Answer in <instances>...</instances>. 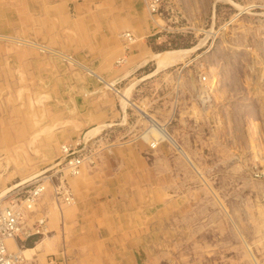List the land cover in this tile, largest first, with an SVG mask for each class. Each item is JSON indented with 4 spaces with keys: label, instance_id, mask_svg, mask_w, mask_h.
Returning <instances> with one entry per match:
<instances>
[{
    "label": "rangeland",
    "instance_id": "rangeland-1",
    "mask_svg": "<svg viewBox=\"0 0 264 264\" xmlns=\"http://www.w3.org/2000/svg\"><path fill=\"white\" fill-rule=\"evenodd\" d=\"M34 1L0 0V178L9 185L21 173L15 166L53 165L61 142L81 138L86 155L83 179L65 176L73 203H57L74 207L69 217L54 228L51 198L45 203L44 191L38 202L47 207L44 235L55 243L45 253L60 264H118L133 237L138 261L146 263L264 264V177L251 173L264 168V0H162L156 13L142 0H94V11L82 15L81 26L74 22L72 32ZM135 9L161 23L145 28L142 40L135 22L127 21ZM65 11L69 20L76 17L71 3ZM109 25L117 31L111 34ZM124 28L133 32L131 47L143 41L154 53L167 51L156 72L150 74L156 63L149 53L115 84L121 92L137 81L122 108L114 90L110 100L93 92L101 84L82 65L93 69L108 52L112 61ZM29 42L71 54L75 63ZM143 113L162 124L175 145L146 140L155 125ZM101 120L97 124L105 125L84 137L86 127ZM36 129L30 147L26 138ZM61 166L10 193L18 196L41 175L55 180ZM45 190L52 197L49 185ZM44 235L30 237L36 242Z\"/></svg>",
    "mask_w": 264,
    "mask_h": 264
},
{
    "label": "crops",
    "instance_id": "crops-1",
    "mask_svg": "<svg viewBox=\"0 0 264 264\" xmlns=\"http://www.w3.org/2000/svg\"><path fill=\"white\" fill-rule=\"evenodd\" d=\"M2 1H4V0H2ZM12 1L14 2V4L18 3L17 2L18 0H12ZM93 1L94 0H81V1H78V0H38V2L34 1L35 3H32L31 5L33 7H36L38 9H40L41 11H43L45 13H48V14L52 15L54 18H56V20H58V23L60 24V26H62V30L64 32H72L73 28H72L71 25H73L75 23H76L75 25H77L78 22L80 23V20H82V15L83 16L85 14L86 15L87 14L91 15L92 11H94L93 6L91 5V3ZM142 1H143V5L145 6L146 5L145 1L144 0H142ZM65 3L66 4L67 3H71L73 5V7H74V10L76 12V17L73 20H69L67 14H66V11H65L66 4ZM132 3H133V6L137 5L135 3V1H132ZM134 11H135L134 13L133 12L131 13V10H129L126 13L128 15L127 17H129L127 19H130V20H127V21L130 22V23L135 22L134 27L138 26L137 30L139 31V32L137 31L136 34L142 40V36L140 34H141V32H143L145 30V28H148L149 26L150 27L151 26H159L161 23H160V21H158L156 19H153L152 22H149V20L145 19L146 17L140 16L141 14H138L139 10L137 11L135 9ZM89 18H90V16L88 17V19ZM122 22H124V21H122ZM81 25H82V23H80V26ZM117 28H118V25H109L108 30L112 34L115 31H117ZM122 30H129L130 32H132L130 29H127V28L121 29L118 32L119 43H120L119 52L114 55L112 61H110L111 52L106 51L108 53L102 56V59H103L102 60V64H98L93 69L89 68L88 66H85V65H82V64L81 65L86 67V72L88 74H90L94 78V80L97 81V84H101V85H97V88L93 92L98 91L100 93L99 95L101 97L108 98V100H110V94H111L110 91L114 90L116 93L120 94L119 97H120V100H121V106H122V108H124L125 106H124L122 98L126 96L125 94H127L126 98L130 100V94H131L132 88H133L134 84L137 81H133V82L129 83V85L125 89H123L121 92L117 89V86L115 84L117 82H119L121 79H123L124 77L130 75L131 72H133L139 65H141L146 60H148L149 53L152 54L151 57H153L155 59V63H156V68L150 74L156 72L157 71V65H158V62H157L158 57L161 56L162 53L167 51V50H163V51L154 53L149 47H146V45H144L143 41H140V43L138 45H133L132 47L130 45L129 50L126 52V55H125V57L128 56L126 62L122 63L123 62L122 61V62H120L118 64H115L114 63L115 57L120 55L121 52H122V50H121L122 39H121V36H120V32ZM6 39L24 43V40L15 38L13 36H8V37H6ZM134 41H135V38H134ZM29 43L31 45H36L40 49L47 50V51L51 52L52 54H55L57 56V58L65 59V60H67L68 62H70L72 64L75 63L74 62L75 59H73L72 58L73 56L71 54H69V53L68 54L71 55V56L65 54L62 51H59V50H56V49H53V48L50 49V48H48L47 46H44V45H37L34 42H29ZM131 50H133V52L128 54L129 51H131ZM111 62H112V64H111ZM78 63L80 64L79 61H78ZM113 64L115 66H117V67H114ZM110 85H111V87H110ZM105 88H107V90ZM154 120L156 121V123H157V125L159 127H164L155 118H154ZM98 122H105V121H102V120L101 121H96V123L92 124L91 126H87L86 127L87 130H85V132H84V137L89 132L90 129H91L90 131H92L94 129L96 130L98 128L100 129L102 126L105 125V124H97ZM47 127L50 128L51 126H47ZM157 128L158 127H154L153 130H149L143 135V137L146 140H148L151 144L156 142L157 139L166 138V137H163L164 135L160 132L161 130H159V128L158 129ZM71 130H73V131L75 130L74 133L76 134V129L75 128L72 127ZM34 131H35V133L32 134V132H31L30 135L28 136V138H26V143L29 141L28 144H29L30 147L32 146L33 142L36 141V138L38 137L40 130L36 129ZM51 145L52 144H50V142H49V145H47L46 147L49 146V148H50ZM179 149H181V148H179ZM184 155L186 156L187 160H189L191 162L189 157H187L186 154H184ZM57 162H55L53 165H49L47 167H44L42 169L40 168V169L35 170V171H34V169H30V168H32L30 165L34 166V164H32V163L31 164L27 163L26 167H28V168L25 167V169H23L21 171L18 169L17 166H15L14 167L15 168L14 171L17 174H18V172H21V173L18 174L19 178L17 180L13 181V182H10L9 185H8V184H3L4 178H3V175H2L1 178H0V194L3 193L4 191L10 189L11 187H15L16 185L24 182L25 180H27V179L35 176V175L42 174L45 170H47L48 168L54 166ZM152 171H150V172L154 174L155 170H152ZM197 173L199 174L200 171H198ZM84 174H85V165L82 167L80 174L77 175V176H73L70 179V182H75L78 179H83ZM9 175L13 176L11 173ZM199 175L201 176V174H199ZM10 176H8V177L10 178ZM41 176H42V178H45L44 176H46V175H41ZM65 176H70V175L64 174V177ZM106 176H112V175L109 173ZM42 180H43V183L45 185V189H46V186L49 185L50 186V190L52 191V187H51V183L52 182H51V180H49V179H42ZM147 182L151 183L149 181H147ZM68 186H69V184H68ZM69 188H70V186H69ZM45 189H44V191H45L44 192V195H45L44 199L47 200L45 203H48V198L49 199L51 198V202L53 203V205L49 204V205L52 206V207H49V211H48L49 212V222H50V225H53L54 228H57V226H58L57 223L59 221H62L63 217H67V216L69 217V215L72 213V210H73L74 207L65 208L64 210L61 209L57 205L58 202L55 201L54 199H52V197H49V195H47ZM39 201H40V199H39ZM73 201L74 200H72L71 203H73ZM38 202H37V206L39 207L40 204ZM38 207H37V209H39ZM41 209H43L45 211V213H46L47 207L45 208V206L42 205ZM132 238H128L127 239V242H130L127 245L124 243L125 252L118 259L117 263L118 264H147V263L148 264H152L153 263L152 260L147 262V263L143 262V259H140V261H138V258H139L138 246H137V244L134 245V243H133L134 240ZM135 239H137V238H135ZM32 240L33 239L31 237L22 238L20 240L17 239V238H14V239H10L8 241V243H9L8 245H9V248H11L13 250H16V251L18 250L24 256V258L26 259V262L28 264H60V261H59L60 259L58 260L56 258V256H55V254H53L52 256L50 255V252L55 250V243H53L54 241L49 236L44 235L36 242H34L35 240H33V241ZM20 242L22 243L23 246H25V244L27 242H34L35 244H34V246H31V247L21 248V247L18 246V244ZM26 246H29V245L26 244ZM46 251H50V252L45 253ZM56 251H57V249H56ZM57 253H59V252H57ZM50 257H52L54 259L53 263L47 262L48 258H50Z\"/></svg>",
    "mask_w": 264,
    "mask_h": 264
},
{
    "label": "built area",
    "instance_id": "built-area-1",
    "mask_svg": "<svg viewBox=\"0 0 264 264\" xmlns=\"http://www.w3.org/2000/svg\"><path fill=\"white\" fill-rule=\"evenodd\" d=\"M144 1L150 12H159L162 0ZM120 36L122 39V52L115 57V64L124 61L126 52L134 40V36L129 30H122ZM204 77L205 75L203 74L200 76V79L204 80ZM84 155V142L81 138L70 142H61L57 157L58 163L62 165V174L54 176L55 180L50 175L44 176L45 178L37 177L30 180L27 183V187L18 196L14 193L11 194L10 190L3 196H0V264H25L26 260L24 256L18 250L17 252L8 247L7 239H14L19 236L27 238L46 232L45 211L41 208L37 209L39 196L45 188L42 179L51 180V195L57 202H71L72 195L64 174H77ZM251 173L255 177H264V168H254L251 170ZM261 202L264 204V196L261 197ZM18 246L22 247L23 245L20 242ZM47 262L53 263L54 259L50 257Z\"/></svg>",
    "mask_w": 264,
    "mask_h": 264
},
{
    "label": "bare ground",
    "instance_id": "bare-ground-1",
    "mask_svg": "<svg viewBox=\"0 0 264 264\" xmlns=\"http://www.w3.org/2000/svg\"><path fill=\"white\" fill-rule=\"evenodd\" d=\"M150 12V11H149ZM133 42H134V40H133ZM132 42V43H133ZM167 57V56H166ZM169 58V57H168ZM163 60V59H162ZM161 60V61H162ZM165 60L166 61H164V63H166L167 62V59L165 58ZM127 61V57H125L124 58V61L123 62H126ZM160 61V62H161ZM122 62V63H123ZM163 63V62H162ZM161 64V63H160ZM204 79H205V77H204ZM201 80V79H200ZM201 81H205V80H201ZM109 84V83H108ZM111 84V83H110ZM209 84V83H208ZM205 86V85H204ZM110 87H111V85H110ZM203 87V86H202ZM204 91V90H203ZM202 92V91H201ZM205 92V91H204ZM198 93H199V91H198ZM207 93V92H206ZM205 93V95H207ZM122 94V93H121ZM123 95V94H122ZM126 96L125 97H123L122 99L125 101V102H128V99L126 98L127 97V94H125ZM204 97V96H203ZM201 99V98H200ZM205 99V98H204ZM204 99H202V100H204ZM209 99H210V97H209ZM205 101V100H204ZM204 101H202V102H204ZM202 104V103H201ZM144 114V117L147 119V121L148 122H150V124L151 125H155V127H158L159 128V130H161L160 132L171 142V143H173L174 145H175V143H174V140L172 139V137L169 135V134H167V132L165 131V129L163 128V127H159L158 125H157V123H156V121L154 120V118L151 116V115H149L148 113H143ZM157 128V129H158ZM89 130V129H88ZM91 130V129H90ZM90 130H89V132H90ZM99 130V129H98ZM98 130H95L94 129V131L93 132H95V131H98ZM93 132H92V135H93ZM87 133V132H86ZM91 133V132H90ZM87 135V134H86ZM86 137V136H85ZM88 137V136H87ZM180 151H181V149H180ZM86 160V155H84V158L82 159V162H81V164H80V168H79V172L77 173V174H75V175H70V176H77V175H79L80 174V172H81V169H82V167L85 165L84 164V161ZM200 174V173H199ZM44 184V183H43ZM17 186V185H16ZM15 186V187H16ZM51 187H52V183H51ZM13 187H11L10 189H12ZM10 189H8V190H10ZM14 189V188H13ZM45 189V188H44ZM70 189V188H69ZM8 190H6V191H4L3 193H1L0 194V196H3ZM43 192H44V190H43ZM43 192H42V194H43ZM70 192H71V190H70ZM42 194L39 196V199H40V197L42 196ZM71 195H72V192H71ZM39 199H38V201H39ZM55 200V199H54ZM70 200H71V198H70ZM72 200H73V195H72ZM56 201V200H55ZM72 202V201H71ZM71 202H64L65 204H69V203H71ZM45 233H43L42 235H44ZM10 239H12V238H8L7 239V244H9L8 243V241L10 240ZM8 247H9V245H8ZM11 249V248H10ZM26 256V255H25ZM255 259V258H254ZM26 260V259H25Z\"/></svg>",
    "mask_w": 264,
    "mask_h": 264
}]
</instances>
